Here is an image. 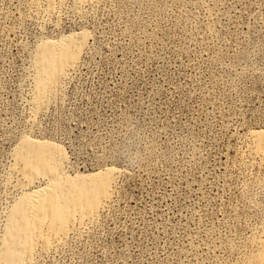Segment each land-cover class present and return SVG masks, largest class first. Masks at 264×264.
<instances>
[{"label": "rangeland", "instance_id": "obj_1", "mask_svg": "<svg viewBox=\"0 0 264 264\" xmlns=\"http://www.w3.org/2000/svg\"><path fill=\"white\" fill-rule=\"evenodd\" d=\"M52 3L0 0V264L10 217L50 184L22 171L24 144L112 192L31 264H264V0ZM67 40L80 59L39 102L40 53Z\"/></svg>", "mask_w": 264, "mask_h": 264}, {"label": "bare ground", "instance_id": "obj_2", "mask_svg": "<svg viewBox=\"0 0 264 264\" xmlns=\"http://www.w3.org/2000/svg\"><path fill=\"white\" fill-rule=\"evenodd\" d=\"M50 1L52 5L54 0ZM81 1L85 4L91 0ZM81 53L71 40L43 48L37 73L36 99L39 102L59 88L61 77L80 59ZM259 139L264 152V133L259 134ZM23 148L20 160L25 164L22 171L29 181L43 176L50 184L41 192L26 195L10 217L1 264H31L38 249L42 247L46 251L57 242V239L51 240L52 235L61 243L76 227L74 223L83 224L86 219L98 217L112 196L108 176L94 174L86 180L67 178L62 173V160L56 151L41 144L34 148L24 144ZM46 222L50 229L45 239L42 235ZM40 240L47 243L42 246Z\"/></svg>", "mask_w": 264, "mask_h": 264}]
</instances>
